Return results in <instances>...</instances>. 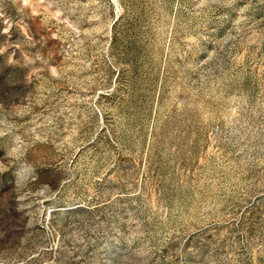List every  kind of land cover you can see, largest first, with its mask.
<instances>
[{
  "label": "rangeland",
  "instance_id": "374dc122",
  "mask_svg": "<svg viewBox=\"0 0 264 264\" xmlns=\"http://www.w3.org/2000/svg\"><path fill=\"white\" fill-rule=\"evenodd\" d=\"M0 264H264V0H0Z\"/></svg>",
  "mask_w": 264,
  "mask_h": 264
}]
</instances>
